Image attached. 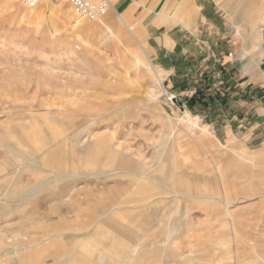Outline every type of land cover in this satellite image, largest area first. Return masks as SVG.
<instances>
[{"label": "rangeland", "instance_id": "rangeland-1", "mask_svg": "<svg viewBox=\"0 0 264 264\" xmlns=\"http://www.w3.org/2000/svg\"><path fill=\"white\" fill-rule=\"evenodd\" d=\"M216 3L221 51L154 58L110 8L90 20L64 0H0L2 264H17L4 249L23 243L11 242L20 221L11 220V188L55 173L64 179V201L44 218L49 228L92 227L122 199L131 242L162 240L159 254L139 264H264V136L247 142L249 127L238 130L237 119L233 132L222 127L254 85L264 107V0ZM207 55L227 62L212 65ZM158 73L183 108L163 93ZM86 131L103 141L93 164L73 140ZM112 146L114 163L105 156Z\"/></svg>", "mask_w": 264, "mask_h": 264}, {"label": "crops", "instance_id": "crops-1", "mask_svg": "<svg viewBox=\"0 0 264 264\" xmlns=\"http://www.w3.org/2000/svg\"><path fill=\"white\" fill-rule=\"evenodd\" d=\"M194 7L197 8V13L194 12ZM218 9L216 0H112L109 14H115L117 18L120 15L121 24L127 27L139 44L143 43L147 47L154 58H158L163 51L174 54L178 51L180 57H197L206 51H221V46L214 40L218 32L216 25ZM192 13L193 16L190 17ZM203 59L213 62L212 65L217 61L227 62L225 58L216 59L209 55ZM158 81L162 86L161 76ZM254 82L248 80L247 84ZM163 89L168 93H165L167 97L173 95L162 86ZM251 92L247 95L246 101L238 102L241 105V112L236 110L237 115H232L222 124L223 131L233 132L231 119H237L234 126L238 130L245 123L250 130L247 142L264 136V107L257 104L255 85L251 87ZM184 112L189 115L188 111ZM97 137L95 133L86 131L75 134L74 139L65 136L62 143L69 145L73 139L78 156L84 163L88 161L93 164L103 143ZM116 149V146H112L105 152L108 162H115L118 155ZM90 164L87 166H91ZM16 169L14 168L12 172ZM145 184H139L140 190L150 191V187H145ZM64 189V179L58 173L35 182L28 189L11 188V220L14 221L15 218V221L20 220L18 225L11 227V242H23L13 244L11 249L9 247L4 249L11 250L13 254L11 261L17 264H139L143 255H156L162 250V240H151L144 246H138L136 240L131 242L132 234L125 223L121 222L127 214V208L121 205L124 204L122 199L118 200L116 207L110 209L109 212L112 211L110 217L104 216L92 227L86 222L73 223L68 225L70 226L68 233L56 227L49 228L47 222L43 220L63 210L61 202L64 201ZM25 204H30L31 207L24 211L22 206ZM225 213L227 216L232 215L228 209ZM28 218L39 222L38 230L30 227L33 225L28 223H24L26 226L21 224V219L24 221ZM75 225L79 227L75 228ZM2 234L3 230L0 229V240L4 237ZM96 236L101 237L98 238L101 241H98L100 246L94 249L93 240ZM67 242L73 243L67 247ZM47 259L52 261L48 262Z\"/></svg>", "mask_w": 264, "mask_h": 264}, {"label": "built area", "instance_id": "built-area-1", "mask_svg": "<svg viewBox=\"0 0 264 264\" xmlns=\"http://www.w3.org/2000/svg\"><path fill=\"white\" fill-rule=\"evenodd\" d=\"M42 0H24L27 6H34ZM71 5L73 10L90 20H95L104 15L111 8L112 0H64Z\"/></svg>", "mask_w": 264, "mask_h": 264}, {"label": "water", "instance_id": "water-1", "mask_svg": "<svg viewBox=\"0 0 264 264\" xmlns=\"http://www.w3.org/2000/svg\"><path fill=\"white\" fill-rule=\"evenodd\" d=\"M172 102L178 105L180 108H183V103L180 100H177L175 96L171 98Z\"/></svg>", "mask_w": 264, "mask_h": 264}, {"label": "bare ground", "instance_id": "bare-ground-1", "mask_svg": "<svg viewBox=\"0 0 264 264\" xmlns=\"http://www.w3.org/2000/svg\"><path fill=\"white\" fill-rule=\"evenodd\" d=\"M118 18H119L120 21L122 20V17H121L120 15L118 16ZM121 22H122V21H121ZM107 30H108V28L106 27V29H105V33L107 32ZM159 77H160V76L157 75V79H158V80H159ZM162 91H163V93H166L164 89H163ZM166 94H168V93H166ZM169 97L171 98L172 95H169Z\"/></svg>", "mask_w": 264, "mask_h": 264}]
</instances>
